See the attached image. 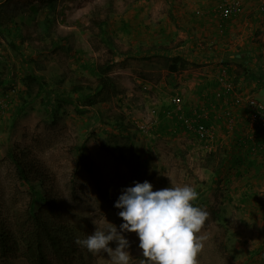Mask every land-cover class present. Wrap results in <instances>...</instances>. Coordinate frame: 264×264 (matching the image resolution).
Instances as JSON below:
<instances>
[{
	"label": "rangeland",
	"instance_id": "1",
	"mask_svg": "<svg viewBox=\"0 0 264 264\" xmlns=\"http://www.w3.org/2000/svg\"><path fill=\"white\" fill-rule=\"evenodd\" d=\"M220 1L232 0H57L52 7L38 8L35 17L32 12L15 8V19L23 21L22 37L13 36L14 48L0 36V80H8L0 87V217L14 222L26 209V189L19 183L9 155L10 150L26 148L53 173L66 205L64 216L82 231L92 234L97 229L105 230L109 223L119 230L123 221L118 213L122 209L112 202L135 182L147 180L154 191L187 184L199 194L194 206L209 213L202 231L207 239L199 264H264V173L261 175L259 168L262 161H257L264 159L260 153L263 149L242 150L236 141L240 135L233 132L236 128L222 112L215 113L216 105L211 106L208 118L211 136L198 138L177 122L170 102L171 96H179L184 112L190 113L207 107L214 97V92L208 91L193 95L195 90L191 89L204 82L210 87L212 69H202L209 63L185 57L182 45L165 40L173 32L170 12L175 9L177 18L187 14L197 22L199 8H213L211 11L218 15L216 5ZM238 1L244 8L241 16L248 19L250 43L259 42L264 61V13L256 6L253 9L257 0ZM14 4L25 9L31 5L28 10L32 11L38 2L9 3ZM100 21L104 23L99 25ZM43 22L48 26L44 28ZM104 37L114 44L110 50L103 43ZM201 41L204 52L198 54L206 55ZM148 48L153 52L146 57ZM191 52L197 53L195 49ZM106 58L112 59L108 73L116 80L119 93L83 113L69 106L52 122L49 107L34 95V90L28 98L21 92L22 77L28 71L43 75L46 88L91 84V66ZM174 58L178 65L175 71H169ZM21 104L24 109L16 114ZM152 107L156 109V122L143 129L140 125L151 119ZM118 113L128 121V134L110 126ZM83 146L90 173L78 162ZM128 146L139 157L134 165L125 152ZM218 162L222 166L214 173ZM122 234L130 241V264H141L138 236ZM110 247L115 248L116 243ZM92 255V264H111L106 253ZM0 264L26 262L20 256L0 257Z\"/></svg>",
	"mask_w": 264,
	"mask_h": 264
},
{
	"label": "trees",
	"instance_id": "2",
	"mask_svg": "<svg viewBox=\"0 0 264 264\" xmlns=\"http://www.w3.org/2000/svg\"><path fill=\"white\" fill-rule=\"evenodd\" d=\"M10 1L5 0L0 3V36L7 40L10 47L15 48L13 36L22 37L20 34L23 21L20 19L19 23V20L15 19L14 9H20L23 11L22 13L32 12V17H35L38 8L52 7L57 0H37L38 5L32 11L28 10L30 7L33 8L31 5L25 9L24 5L22 7H16L15 4L9 5ZM103 23L100 21L98 24ZM48 24L43 22L44 28ZM103 43L109 46V50L114 46L107 37L103 38ZM151 52L153 49L148 48L146 57ZM154 54L156 53L154 52ZM111 62L112 59L106 58L103 62H95L91 66V74L94 76V81L91 84L77 82L69 87L49 86L46 88L48 83L43 75L28 71L22 77L21 92L26 93L25 97L28 98L34 90V95L40 96L41 101L46 107H49L52 122L69 106L75 111L83 113L88 107L107 102L119 93L116 80L108 73ZM177 65V58L172 59L168 65L169 71H175ZM241 70L240 72L236 70L235 81L238 76L248 75L250 72V69L246 68H241ZM4 80L7 83L8 80ZM5 81L0 80L1 88L6 86ZM23 101L27 102L26 99ZM24 106L21 104L17 107L16 114L22 112ZM127 124L126 117L122 113H118L113 115L110 126L121 134H128ZM127 136L129 135L125 137ZM125 152L129 155L131 165H134V161L139 158L135 154L134 148L128 146ZM210 154L212 156L213 153ZM9 155L19 183L26 189L28 202L23 215L14 222H8V219L0 217V257L9 259L20 256L26 264H92V253L75 243L77 238L85 239L91 235V232L89 230L82 231L80 227L68 221L64 216L66 205L60 195L53 173L35 157H32L26 148L10 150ZM78 162L82 168L91 172L90 160L84 146L79 150ZM218 163L214 173L218 172L217 169L222 166L220 162ZM115 202L116 199L112 203ZM262 210V227L264 228V204Z\"/></svg>",
	"mask_w": 264,
	"mask_h": 264
},
{
	"label": "clouds",
	"instance_id": "3",
	"mask_svg": "<svg viewBox=\"0 0 264 264\" xmlns=\"http://www.w3.org/2000/svg\"><path fill=\"white\" fill-rule=\"evenodd\" d=\"M197 190L174 185L153 190L147 180L122 190L115 207L123 223L119 230L109 223L75 243L92 254L106 253L111 264H130V241L122 233H135L142 250L141 264H199L206 235L202 231L209 213L194 206ZM112 242L116 247H110Z\"/></svg>",
	"mask_w": 264,
	"mask_h": 264
},
{
	"label": "crops",
	"instance_id": "4",
	"mask_svg": "<svg viewBox=\"0 0 264 264\" xmlns=\"http://www.w3.org/2000/svg\"><path fill=\"white\" fill-rule=\"evenodd\" d=\"M0 2H2V0ZM254 6H256L255 3H253V9L255 8ZM199 9L201 15H196L199 16L197 17V22L187 14L184 17H179L180 19L177 18L175 9H172L170 16L174 20L172 25L173 32L168 33L169 36L166 35L165 38L167 41L171 39L172 44L174 45H182V53L185 54V57H190L196 62L209 63V65H206L202 69H205L206 71L212 69L213 81L210 79V87H208L209 83L205 84L204 82L200 86L191 89L192 91L195 90L193 95L197 93V91H208L209 94H211V92H214L217 89L216 73L218 64L222 61L227 66V74L231 78L233 77V84L237 91L242 92L244 95H253L258 100L264 102V61L263 58H260L259 42L250 43L251 37L248 36V22H246L248 19H246L245 16H241V13L239 15H232L228 18L222 19L219 15L215 14L214 11H211L213 8L207 10ZM219 23H224L223 31L219 30ZM178 28L183 32H179L178 30L175 32L174 29ZM225 30L226 33H224ZM192 31L193 33H191ZM200 41L204 42L206 47L205 50L208 51L206 55L198 54L204 52V50L200 49L203 47L200 46ZM192 49H195V52L197 53L193 54V52H191ZM224 49L228 50L226 51ZM194 55H197L196 58L192 57ZM241 68L250 69V72L248 75L238 76L235 81V72L236 70L239 72L242 71ZM257 78L259 79L256 80ZM192 87L193 85H189V88ZM221 109V103L217 104L215 107V113L219 115ZM235 112L237 113L238 111L235 110ZM241 112L244 113V111H239V115L242 119L239 121L238 126L233 132H236L234 134L235 136H237V134L238 136L240 135V137H237L238 140H236L238 146L242 145V150L250 152L251 146L248 143H251L252 145V141H249L248 143L245 141H247V136L251 135L253 131L246 125ZM260 153L264 157V149ZM257 161H262L259 166L262 175L264 173V159L261 157L257 159ZM251 168H254V165H252Z\"/></svg>",
	"mask_w": 264,
	"mask_h": 264
},
{
	"label": "built area",
	"instance_id": "5",
	"mask_svg": "<svg viewBox=\"0 0 264 264\" xmlns=\"http://www.w3.org/2000/svg\"><path fill=\"white\" fill-rule=\"evenodd\" d=\"M256 8L259 12L264 13V0H257ZM243 7L238 0L220 1L216 5V12L222 19L230 16L239 15L242 13ZM199 13L198 10L195 11ZM219 30L223 31L222 23L218 24ZM217 89L214 91V98L211 103L206 104L207 107L200 109H192L190 113H185L182 106V101L179 96L173 95L170 97V102L174 107L175 119L177 122L188 132L193 133L200 139H208L211 136V128L208 124L211 106L221 103L222 115L225 116L228 123L233 125V129L238 126L241 116L239 111L244 117L246 125L252 129V134L249 139L252 141L248 143L252 149H264V102L258 100L253 95H244L235 89L233 84V77L227 74V66L222 61L218 64L216 73ZM235 110L238 112L236 113ZM150 118L145 124H141L143 129L150 128L155 124L156 109H150ZM241 125V124H240ZM248 138V136H247ZM249 142V141H248Z\"/></svg>",
	"mask_w": 264,
	"mask_h": 264
}]
</instances>
